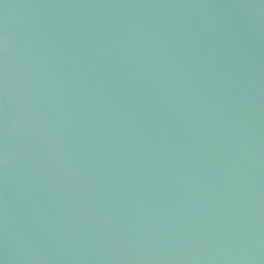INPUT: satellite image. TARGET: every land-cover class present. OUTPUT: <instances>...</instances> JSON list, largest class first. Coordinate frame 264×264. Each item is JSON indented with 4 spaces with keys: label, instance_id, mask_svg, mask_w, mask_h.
Here are the masks:
<instances>
[{
    "label": "water",
    "instance_id": "obj_1",
    "mask_svg": "<svg viewBox=\"0 0 264 264\" xmlns=\"http://www.w3.org/2000/svg\"><path fill=\"white\" fill-rule=\"evenodd\" d=\"M0 264H264V0H0Z\"/></svg>",
    "mask_w": 264,
    "mask_h": 264
}]
</instances>
